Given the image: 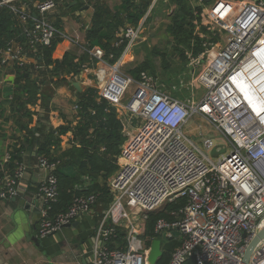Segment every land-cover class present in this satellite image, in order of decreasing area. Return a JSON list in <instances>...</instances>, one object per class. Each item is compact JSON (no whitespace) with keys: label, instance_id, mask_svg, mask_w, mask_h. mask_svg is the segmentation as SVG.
Instances as JSON below:
<instances>
[{"label":"built area","instance_id":"1","mask_svg":"<svg viewBox=\"0 0 264 264\" xmlns=\"http://www.w3.org/2000/svg\"><path fill=\"white\" fill-rule=\"evenodd\" d=\"M25 1L0 0V10L8 11L15 23L14 34L0 48V99L7 78L16 82L23 71L52 89L51 98L58 86H72L78 79L73 72L52 75L51 67L38 61L39 50L60 39L87 55L83 72L90 69L98 96L115 108L123 126L117 170L108 180L113 198L96 228L92 264H147L149 214L180 199L186 203L171 214L175 219L161 218L154 226L152 242H178L166 264H240L248 243L264 226V0H217L200 6V15L194 13L200 17L194 25L199 51L184 52L189 78L168 85L170 92L158 87L156 76L141 72L135 79L123 70L132 47L142 43V24L156 0L137 26L126 24L116 33L113 46L122 51L113 63V54L87 47L88 26L69 36L49 22L54 0ZM182 88L191 90L188 98L174 96ZM197 88L203 90L198 100L192 93ZM25 108L33 131L45 114L55 136L67 124L56 109H44L41 93ZM194 118L206 122L210 132H202L200 125L185 130ZM58 137V151H63L72 142V131ZM214 138L221 141L215 144ZM225 148L215 161L207 155ZM10 163L7 153L0 162V203L18 196L26 172L25 163ZM36 163L43 174L37 187L42 201L37 231L45 238L90 213L96 196L75 197L66 211L52 214L59 161L36 156ZM248 264H264V239Z\"/></svg>","mask_w":264,"mask_h":264},{"label":"trees","instance_id":"2","mask_svg":"<svg viewBox=\"0 0 264 264\" xmlns=\"http://www.w3.org/2000/svg\"><path fill=\"white\" fill-rule=\"evenodd\" d=\"M74 1L76 4L71 6ZM189 1L169 0L173 9L168 12L170 23L166 25L165 34L170 39V52L167 49L160 51L154 47L149 51L148 56L160 59L164 71L170 67L169 58L176 57L178 61H185L184 52L186 50L192 49L194 53L199 51L201 39L195 35L194 25L195 21L200 22V17L195 16L194 13L197 12L200 15L201 7L193 8ZM63 2V7L69 11L79 9L83 5L82 0H64ZM121 2L120 12H110L99 0L95 1L90 27L84 34L88 48L96 46L102 49L106 55L113 54L112 63L118 59L122 51V47L113 46L117 41L116 33L124 27V23L137 26L143 19L152 0H122ZM148 20L147 16L145 22ZM14 25L12 15L6 10H0V48L4 47L6 41L14 34ZM53 25L59 29L58 24H56L57 26ZM201 32H205L203 28ZM60 42L62 40L57 39L50 48L40 49L38 53L39 63L45 67H51L52 75L60 76L73 72L78 77L83 70V65L89 62L87 55L76 56L74 53H66L62 59L53 60L52 52ZM192 43L194 44L193 48ZM148 56L127 69L126 73L135 79L141 72L155 76ZM94 62H90L88 67L94 66ZM14 84L16 88L11 110L16 129L31 136L30 139L26 137L25 142L30 141L32 145L36 142V156L46 157L50 161H59L55 170V176L58 180V200L52 207V214L66 211L75 197L95 195L96 204L94 208L96 206L101 207L95 212L99 216L103 209H107L111 201L108 180L117 170L116 160L124 141L123 126L117 117L115 108L100 98L95 88H87L79 93L78 101L75 104L77 112L73 121L67 122L66 126L61 127L57 136H55L53 129L42 125L40 122L33 131L28 128L31 117L25 105L33 104L36 95L41 93L43 107L48 110L46 101L50 100L52 89L48 86H42L36 78H31L26 71H23L22 74L17 73ZM70 88L75 90L72 86ZM68 131H72L73 135L71 144L59 154H53L56 152V150L53 151V148H57L59 144L58 136ZM38 132L40 137L34 138V134ZM23 150V145H20L18 149L12 152L10 165L22 161L20 155ZM185 203L184 199H180L149 214L144 233L147 245H150L153 238H156L154 234L156 221L161 218L168 221L174 220L175 217L171 214L178 212ZM160 241L162 257L157 264H166L178 246V242L164 239ZM185 264L194 263L189 260Z\"/></svg>","mask_w":264,"mask_h":264},{"label":"crops","instance_id":"3","mask_svg":"<svg viewBox=\"0 0 264 264\" xmlns=\"http://www.w3.org/2000/svg\"><path fill=\"white\" fill-rule=\"evenodd\" d=\"M29 1L35 4L43 0H26L25 2L28 3ZM54 1L56 8L47 17L49 22L58 24L61 31L68 33V35L71 31L72 34L69 36H73L81 28L90 27L94 11L93 3L97 0H82L81 8L70 11L63 7L64 0ZM99 1L110 12H120L122 0ZM215 1L217 0H190L189 4L196 8L209 6ZM228 1L240 2L245 0ZM73 3L76 4V1ZM73 3L71 6L75 5ZM163 3L165 11L170 8L172 11L173 6L171 7L172 4L169 3V0H163ZM126 24L124 23V25ZM80 37L83 38L81 33ZM66 53H74L76 56H80L73 45L68 41H62L53 50L52 59L60 60ZM77 78L75 82L80 83L81 92L87 88H94V78L90 69L84 72L82 70ZM14 82L13 77L7 78L0 99V162L7 153L11 155L14 150L23 145L24 150L20 155L22 160L20 162L25 163L27 168L19 184L18 196L10 201L0 203V264H92L94 236L102 215L98 216L94 208L90 213L81 215L74 221L77 222L76 227H63L45 238L38 236L37 223L42 201L37 195V187L43 174L36 163V142L33 145L30 141L25 142L26 137L30 139L31 136L16 129L13 123L8 98L14 89ZM78 98L79 92L72 90L68 85H61L58 86L56 95L50 99L47 107L54 110L61 108L63 114H68L72 110L74 117L76 114L73 107ZM73 117L70 122L73 121ZM40 123L48 126L46 114L41 116ZM11 126L14 127V133H17L16 137L18 138L13 139L11 137ZM33 137L39 138V132L35 133ZM58 150L59 148L53 154H59L61 151Z\"/></svg>","mask_w":264,"mask_h":264},{"label":"rangeland","instance_id":"4","mask_svg":"<svg viewBox=\"0 0 264 264\" xmlns=\"http://www.w3.org/2000/svg\"><path fill=\"white\" fill-rule=\"evenodd\" d=\"M164 3L163 0H156L155 3L153 4L152 9L149 12L148 15V22H143L142 24V34H141V39L142 43L136 44L132 47L130 51V57L126 58V63L124 64V72H127V69L133 67L143 59H145L149 51L154 47L159 49L160 51H163L164 49H167L168 52L171 50V44H170V39L166 36L165 34V28L168 23H170V16L168 12L170 9L167 11L164 10L163 7ZM173 5H171L172 7ZM168 7H170L168 5ZM167 7V8H168ZM69 35L72 34L71 31H69ZM68 35V33H67ZM72 36V35H71ZM74 36V35H73ZM73 47L78 50L76 46L73 45ZM169 58V55H167ZM131 59V60H130ZM148 59L150 60V64L152 67V70L155 73V76L157 78V85L158 87L162 86V91L163 92H170L168 85L170 84H176L178 85L179 79H182L184 76L189 78L186 72V60L185 61H178L176 57L174 58H169L168 61L170 62V67L164 71L161 67V62L160 59L157 57L153 56H148ZM132 87L127 91L126 97L129 96V94L132 91ZM192 93L195 94L196 97H194L196 100L199 99V97L202 95L203 90L202 88H197L192 91ZM174 96H179L182 98H188L191 95V90L182 88L178 93H173ZM128 102L127 99L123 101V104H126ZM60 113V117H63L64 121L70 122L72 120L73 114L72 110L69 111L68 114H63V112L59 109H56ZM136 124V123H135ZM200 125L202 127V132H210V126L204 122L201 118H194L192 121L189 122V125L185 127V130L189 131L192 127H197ZM15 129L13 126L10 127V134H12V138H18L16 137V132L14 133ZM221 139H216L214 138L215 144L217 142H220ZM227 152V149H212L210 152L207 153V155L215 161L220 155L225 154ZM113 196L111 195V201H112ZM109 202V204L111 203ZM108 208V206H107ZM96 211L98 209H101V207L96 206L94 208ZM106 209L101 212H105Z\"/></svg>","mask_w":264,"mask_h":264},{"label":"water","instance_id":"5","mask_svg":"<svg viewBox=\"0 0 264 264\" xmlns=\"http://www.w3.org/2000/svg\"><path fill=\"white\" fill-rule=\"evenodd\" d=\"M75 4V3H73ZM73 87L77 92H81V85L79 82H74ZM77 222L72 223L71 225H67L65 227H76ZM264 239V226L253 236L251 241L248 243L245 251L243 253L241 263L240 264H248L251 254L253 253L257 244ZM33 241L36 243L35 239ZM162 257L161 252V242L159 240H154L149 249V254L147 257V264H157Z\"/></svg>","mask_w":264,"mask_h":264}]
</instances>
